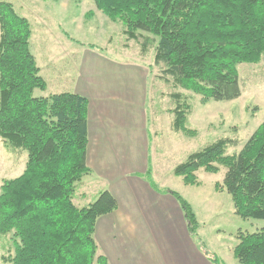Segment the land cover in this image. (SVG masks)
Listing matches in <instances>:
<instances>
[{"label":"trees","instance_id":"1","mask_svg":"<svg viewBox=\"0 0 264 264\" xmlns=\"http://www.w3.org/2000/svg\"><path fill=\"white\" fill-rule=\"evenodd\" d=\"M93 1L97 10L123 25L128 40H141L143 55L153 51L154 63L164 65L165 80L201 96L203 103L239 99L237 66L257 64L264 56V0ZM32 33L28 18L13 3L0 1V140L28 156L23 173L1 186L0 236L12 234L15 246L14 256L5 261L108 264L99 253L95 229L99 218L117 210L116 198L104 190L89 206L74 203L76 185L91 174L89 99L73 92L35 96L48 83L31 51ZM172 99L174 130L187 133L192 107L180 93ZM234 145L231 139H218L190 154L173 173L186 185L198 186L199 170L215 174L225 167L216 189L231 196L242 219L264 220V122L238 154H227ZM147 178L151 181L150 169ZM166 191L196 236L200 224L192 205ZM236 238L234 257L240 264H264V228L239 232Z\"/></svg>","mask_w":264,"mask_h":264},{"label":"rangeland","instance_id":"2","mask_svg":"<svg viewBox=\"0 0 264 264\" xmlns=\"http://www.w3.org/2000/svg\"><path fill=\"white\" fill-rule=\"evenodd\" d=\"M0 1L13 3L17 12L31 23V51L48 83L47 89L36 90L35 96L76 93L78 87L95 90L96 85L89 81L91 78L100 82L102 88L106 85L110 91L126 93V100L121 101L133 126L126 140L137 145L131 152L137 155L146 144L150 145L152 154L158 149V169L151 181L155 180L153 183L159 190L167 188L179 193L192 205L200 224L198 238L194 240L203 252L217 257L219 264H240L234 257L237 234L261 230L264 220L242 219L235 213L231 196L216 189L224 180L225 167L219 166L215 174L199 170L198 186L186 185L173 170L190 154L221 138L235 143L227 154L241 151L264 122V56L257 64L237 66L242 89L239 99L203 103L201 96L176 88L170 80H165L164 65L154 63L153 51L143 55L141 40H128L123 25L112 22L97 10L93 0ZM173 93H180L192 107L186 122L187 133L174 130ZM27 157L23 151L7 149L0 140V191L4 180L23 173ZM133 159L141 161L137 157ZM143 179L149 181L145 176ZM102 184L86 176L76 185L74 203L85 207L95 202L100 192L97 189ZM165 193L159 199L167 209L171 206L168 203L171 196ZM14 252L13 235L0 236V264H10L5 260L12 258Z\"/></svg>","mask_w":264,"mask_h":264},{"label":"crops","instance_id":"3","mask_svg":"<svg viewBox=\"0 0 264 264\" xmlns=\"http://www.w3.org/2000/svg\"><path fill=\"white\" fill-rule=\"evenodd\" d=\"M89 81L95 90H76L89 99L87 164L91 174L87 177L102 182L97 191L109 190L118 203L117 210L97 221L99 253L108 264H216L213 255L203 252L194 240L200 228L196 236L191 234L177 200L168 192L171 206L166 209L159 199L167 188L159 191L151 186L152 181L143 179L152 159L154 179L159 152L156 149L152 154L147 144L137 155L131 152L137 145L126 140L132 125L121 99L126 100L127 94L110 91L106 85L102 88L92 78ZM134 99L132 95L131 103Z\"/></svg>","mask_w":264,"mask_h":264}]
</instances>
